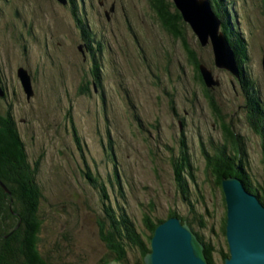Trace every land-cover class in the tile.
<instances>
[{
	"label": "rangeland",
	"instance_id": "rangeland-1",
	"mask_svg": "<svg viewBox=\"0 0 264 264\" xmlns=\"http://www.w3.org/2000/svg\"><path fill=\"white\" fill-rule=\"evenodd\" d=\"M69 1L0 0V114L14 120L27 161L38 162L39 251L56 264H101L111 255L97 225L108 203L116 212L123 207L143 236L147 214L154 222L170 211L187 216L213 245V264H223V193L204 153L225 145L264 188L262 149L245 118L241 80L215 68L210 44L200 46L186 30L198 60L219 79L207 89L237 137L234 149L180 40L161 26L148 0ZM226 1L247 45L245 75L264 103V0ZM19 68L30 78L29 96ZM181 138L194 175L188 179V167L181 168L185 197L173 167ZM87 173L104 183L108 199ZM0 186L9 194L1 180ZM128 256L132 262L137 253Z\"/></svg>",
	"mask_w": 264,
	"mask_h": 264
},
{
	"label": "trees",
	"instance_id": "trees-1",
	"mask_svg": "<svg viewBox=\"0 0 264 264\" xmlns=\"http://www.w3.org/2000/svg\"><path fill=\"white\" fill-rule=\"evenodd\" d=\"M73 1L74 0H71L72 5ZM148 1L159 19L161 26L170 32L174 38L180 40L187 60L192 65L194 64L197 69L199 63L197 54L188 43L185 35L186 25L172 2L170 0ZM209 2L213 11L221 19V29L233 48L235 58L240 67L241 87L244 92L246 106L245 118L250 127H252L254 132L259 136L260 147L262 149V161L264 163V103L260 100L259 90L255 86L254 81L247 79V75H245L247 45L237 30L234 15H231L229 12L227 1L209 0ZM72 9V13L78 23L77 25L81 27L82 18L79 17L80 15L75 11V7L72 6ZM83 35L86 40L85 42L88 43L89 38L84 33ZM89 47L91 48V46ZM97 69V65H95L94 70L97 73L96 77L98 82L99 77ZM199 80L203 85L201 79ZM82 89L87 90L88 86L86 87V85H84ZM204 91L210 107L213 109L216 117L220 119V125H224H222V128L225 140L229 141L232 148L236 149L237 137L230 131L224 118L219 115L220 110L213 95L209 94L207 89H204ZM73 133L75 135L74 130ZM180 146V156L173 160V167L174 170H176L174 173V181L181 195L185 197L184 194L187 191V186L186 179L184 178L186 175L182 171V167H184V165L188 167V179L190 178L194 181V175L191 171L192 167L188 156L186 155L187 150L184 138H181ZM225 148L227 147L223 144L218 145L216 153L213 156L204 153L206 155L207 164L214 166V173L216 174L219 186L222 177L236 176L242 180L245 188L249 192L255 194L261 203L264 204V188L258 182H252L250 173H247L245 169V167L247 168V163L242 162L241 157L236 161L238 156L232 154L234 151L231 150V153L227 150L226 152ZM110 149H112L111 145ZM238 153H241V150ZM37 167V161L34 163V166L27 161L24 143L16 129L12 117L10 115L4 116L0 114V180L9 190V194H7L0 186V264H56L47 257H44L38 248V233L41 220L38 204L40 189L35 180ZM85 175L91 184L97 185L99 189L101 188L102 198L108 199L104 183L100 181L99 184L97 181L98 177L90 173ZM117 175L115 169L114 177L115 180L118 181ZM117 207L119 208L118 212L115 211L112 205L103 203L102 210L104 222L100 219L99 222H97L99 236L111 253V255H107L106 258L102 259L100 263L106 264L110 261H116L121 264H144L143 257L150 250L149 239L153 229L164 219H157V221L154 222L148 214L145 215L143 223L148 234L143 236L136 229L132 218L127 214L126 210L121 206ZM170 216H177L182 222H185L189 226L191 225L187 216H180L176 211H170L166 218ZM201 224L203 227L202 222ZM193 232L204 245L203 251L208 264H213V245L210 244L208 240H205L204 236L198 231L193 230ZM221 232L224 236L223 221L221 224ZM131 250L137 253V256L132 262L128 256V251ZM219 252L222 259L228 256V250H226V252L219 250Z\"/></svg>",
	"mask_w": 264,
	"mask_h": 264
},
{
	"label": "water",
	"instance_id": "water-1",
	"mask_svg": "<svg viewBox=\"0 0 264 264\" xmlns=\"http://www.w3.org/2000/svg\"><path fill=\"white\" fill-rule=\"evenodd\" d=\"M57 1L66 3V0ZM170 1L186 25L185 35L189 29L200 46L210 44L213 66L228 71L240 80V67L234 50L223 33L221 19L213 11L209 0ZM192 66L197 79H201L206 87L204 89L219 84L218 77L204 63L199 61L197 69L194 64ZM261 70L264 77V54L261 57ZM17 75L29 96L30 78L26 70L19 68ZM207 91L210 92L208 89ZM219 115L224 118L221 110ZM220 187L225 205L222 221L228 250L223 264H264V204L236 176L222 177ZM149 244L150 250L143 257L144 264H208L203 251L204 245L190 226L181 222L177 216H170L158 223L153 229ZM106 264L121 263L110 261Z\"/></svg>",
	"mask_w": 264,
	"mask_h": 264
},
{
	"label": "flooded vegetation",
	"instance_id": "flooded-vegetation-1",
	"mask_svg": "<svg viewBox=\"0 0 264 264\" xmlns=\"http://www.w3.org/2000/svg\"><path fill=\"white\" fill-rule=\"evenodd\" d=\"M86 48H87V51L90 50L91 48L89 47V45H87V42H86Z\"/></svg>",
	"mask_w": 264,
	"mask_h": 264
}]
</instances>
